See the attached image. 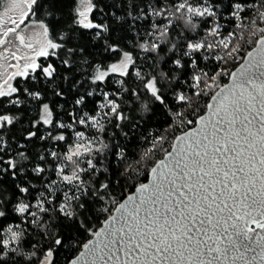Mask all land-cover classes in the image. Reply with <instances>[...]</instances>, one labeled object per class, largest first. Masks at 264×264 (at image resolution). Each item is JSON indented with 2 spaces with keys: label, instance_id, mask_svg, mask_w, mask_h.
<instances>
[{
  "label": "snow or ice",
  "instance_id": "6c2138e0",
  "mask_svg": "<svg viewBox=\"0 0 264 264\" xmlns=\"http://www.w3.org/2000/svg\"><path fill=\"white\" fill-rule=\"evenodd\" d=\"M22 6L23 19L3 32L33 54L11 53L23 63L9 65L15 70L0 80V264H57L74 232L92 231L97 204H117L111 190L132 178V164L121 166L137 129L158 110L172 118L169 127L193 124L186 108L225 75L231 85L211 94L196 127L154 162L150 182L119 203L117 215L66 264H264V0H22ZM38 13L43 39L36 47L19 29ZM257 32L249 41L255 47L229 73L226 65L241 58L239 41ZM97 41L110 54L99 62ZM17 78L33 83L14 84ZM41 81L64 103L43 102ZM22 96L38 102V118L16 130L21 117L4 113L9 105L20 111ZM151 139L136 165L165 141ZM21 141L41 147L30 150Z\"/></svg>",
  "mask_w": 264,
  "mask_h": 264
},
{
  "label": "trees",
  "instance_id": "16d2710c",
  "mask_svg": "<svg viewBox=\"0 0 264 264\" xmlns=\"http://www.w3.org/2000/svg\"><path fill=\"white\" fill-rule=\"evenodd\" d=\"M6 0H0V9L4 6ZM107 12L108 9H105ZM100 13H97V16H99ZM40 18V13L37 14V16L31 17L29 20H25V22H36V20ZM239 31V30H237ZM141 35L143 34V31L141 30ZM133 34L129 33V36L131 37ZM259 33L257 32V36L253 37L250 33H246L244 37L239 41L241 44L240 49V59L230 61L227 65V71L231 73L243 60V57L247 54V52L255 46L254 43H250L249 41H254L256 38H258ZM136 43V40H132L131 43H128V46L125 50H131L133 45ZM92 51L94 53H100V55H97L95 57L96 62H99L100 60L104 59L105 56L110 55L103 52V48L101 46V42L97 41V45L92 48ZM137 52H140L139 49H137ZM140 55H144V53L140 52ZM91 59V58H90ZM41 62H43V58H40ZM50 60L56 64L59 63L55 58H50ZM216 64L215 62L210 61L208 63V69L210 71H215ZM67 75L68 73H64ZM230 75L222 76L218 79V87L212 89L209 93V95H202L200 97H196L194 99V103L191 107L186 108V119H190L193 121V124L186 125L183 127L180 126H173L169 127V125L172 123V118L165 115V113L162 110H158L150 120H147L142 124L141 127H139L135 133L134 138L131 141L127 142V152H128V161L125 162L124 165L121 166V170H123V167H125L127 164H132L134 171L132 172V178L131 179H121V183L118 186H114L111 190L112 196L116 199L117 204L113 205L110 202L107 203H98L97 204V210L92 214L90 218L89 228L92 231L98 230L106 218L109 217L116 208V206L130 193L134 192L136 187L140 183H145L148 181L149 178V172L150 168L154 166V162L160 160L164 157L166 152H168L173 144V141L175 137L188 130L189 128L193 127L196 124L197 118L199 115H202L206 111V105L208 104L211 94H214L222 85L228 82ZM59 83V81H56ZM14 84L19 83L21 85H28L32 84L33 81H25L23 78H17L16 81H13ZM88 85H85V88H87ZM40 88H47V96L44 98L43 102L49 103L50 106H52V101H58L59 103H64L63 100H61L58 97L53 96L52 94V85L48 84L45 85L43 81H41L39 84H36V89ZM33 89V90H36ZM83 91V89H81ZM25 100V103L21 104L19 108L20 111H17L15 107L8 106L9 111H7L4 114L8 115H14V116H20L21 117V123L16 125V130L21 129L22 127H30L29 121L32 119L38 118L37 115V101L32 100L31 98H25L21 97ZM3 99V98H0ZM70 102V101H69ZM7 103V101H5ZM193 108L196 109V111H193ZM69 111L71 109H68ZM58 111V110H57ZM42 130L46 128L47 126H41ZM144 136H148L149 139L145 141ZM152 136H163L165 137V141L163 145H157L156 149L153 150L151 153L150 159L141 161L139 165H136L134 161L139 160L141 157V154L146 152L149 148H151L152 144ZM21 143L24 145L25 148L30 150H38L41 147L40 142H24L21 141ZM33 144L36 145V148L33 149ZM51 146V145H49ZM117 177H113V179H116ZM107 206L110 211L109 212H102L99 211L100 207ZM92 231H84L83 229L80 230V232H74L72 234V237L65 241V247L60 250L58 253L56 259L57 264H66L67 261H70L73 257H75L80 250L82 249V245L86 243L93 235Z\"/></svg>",
  "mask_w": 264,
  "mask_h": 264
},
{
  "label": "rangeland",
  "instance_id": "374dc122",
  "mask_svg": "<svg viewBox=\"0 0 264 264\" xmlns=\"http://www.w3.org/2000/svg\"><path fill=\"white\" fill-rule=\"evenodd\" d=\"M24 10L22 0H16L15 4L13 0H6L4 6L0 9V39H5V43L0 44V80L6 78L8 74L15 70L9 67V65L23 63V61H17L11 53L15 52L17 56L22 57H30L33 54L31 49H27L20 44L15 34H9V36L5 38L2 33L7 27L12 26L11 21L13 19H15L17 23L23 19L21 13ZM39 31V25L29 21L21 24L19 29V32L25 35L26 42H31L36 47L39 46L38 42L43 39L38 35Z\"/></svg>",
  "mask_w": 264,
  "mask_h": 264
},
{
  "label": "water",
  "instance_id": "95a60500",
  "mask_svg": "<svg viewBox=\"0 0 264 264\" xmlns=\"http://www.w3.org/2000/svg\"><path fill=\"white\" fill-rule=\"evenodd\" d=\"M254 47H255V46H254ZM254 47H253V48H254ZM253 48H251L249 51H251ZM246 55H247V54H246ZM246 55H245V56H246ZM241 63H243V60H242ZM241 63H240V64H241ZM240 64H239V65H240ZM239 65H238V66H237L232 72L236 71V69L239 67ZM231 83H232V78H231V76H229V80H228V82L225 83V84H227V85H231ZM225 84H224V85H225ZM222 86H223V85H222ZM222 86H221V87H222ZM217 91H219V89H218ZM209 102H211V98H210ZM209 102H208V103H209ZM206 113H207V109H206V111H205L202 115H205ZM197 119H198V118H197ZM193 127H196V124H195ZM193 127L189 128L188 130L192 129ZM188 130H186V131H188ZM186 131H184V132H186ZM184 132L178 134L177 136H183ZM175 142H176V141H175V139H174L173 144H174ZM173 144H172V145H173ZM171 150H172V147H171V149H170L169 151H171ZM164 157H165V155H164ZM164 157L161 158V159H164ZM158 161H159V160H158ZM150 180H151V175H150V172H149V178H148V181L145 182V183H149ZM135 192H136V189L134 190V192H132V193H130V194H128V195H132V194L135 193ZM128 195H127V196H128ZM127 196H126V197H125L120 203L124 202V201L127 199ZM116 207H118V205H117ZM111 215H117V213L115 212V209H114V211H113V213H112ZM107 219H108V218H106L105 221H106ZM105 221L103 222V224L101 225L100 228L105 227ZM100 228H99V229H100ZM99 229H98V230H99ZM93 239H94V237L92 236L89 240H93ZM89 240H88V241H89ZM86 243H87V242H86ZM81 251H85V249H83V247H82V249L80 250V252H81ZM78 254H79V253H78ZM78 254H77V255H78ZM77 255H76V256H77ZM249 255H251V253H249ZM76 256H75V257H76ZM75 257H73L72 259H74ZM72 259H71V260H72ZM236 264H242V262L239 261V260H237V261H236ZM249 264H259V261H258V260H257V261H251V260H249Z\"/></svg>",
  "mask_w": 264,
  "mask_h": 264
},
{
  "label": "flooded vegetation",
  "instance_id": "af4514ba",
  "mask_svg": "<svg viewBox=\"0 0 264 264\" xmlns=\"http://www.w3.org/2000/svg\"><path fill=\"white\" fill-rule=\"evenodd\" d=\"M13 20H15V19H13ZM4 31H5V30H3L2 33H3ZM26 43H27V42H26ZM21 45H22V44H21ZM22 46H24V45H22Z\"/></svg>",
  "mask_w": 264,
  "mask_h": 264
}]
</instances>
